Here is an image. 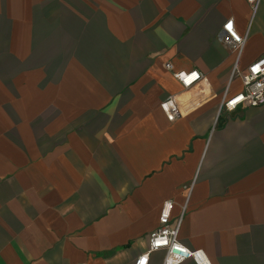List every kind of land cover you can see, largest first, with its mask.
Here are the masks:
<instances>
[{
  "label": "crops",
  "instance_id": "crops-1",
  "mask_svg": "<svg viewBox=\"0 0 264 264\" xmlns=\"http://www.w3.org/2000/svg\"><path fill=\"white\" fill-rule=\"evenodd\" d=\"M229 19L244 70L263 3L0 0V264H135L166 201L187 248L264 264V101L216 121L242 90L217 38ZM166 64L203 80L184 90Z\"/></svg>",
  "mask_w": 264,
  "mask_h": 264
},
{
  "label": "built area",
  "instance_id": "built-area-1",
  "mask_svg": "<svg viewBox=\"0 0 264 264\" xmlns=\"http://www.w3.org/2000/svg\"><path fill=\"white\" fill-rule=\"evenodd\" d=\"M252 7L253 12L264 0H246ZM218 42L225 49L235 54V62L232 68L230 81L238 78L242 90L228 97V88L219 104L217 118L222 113H233L237 110L256 108L264 101V55L253 61L244 70L239 69V59L243 51L247 34L240 36L234 28L233 20L225 21L217 35ZM166 69L171 72L173 79L184 90L194 88L203 76L197 70L173 72L170 64ZM160 111L169 123L174 122L180 116L178 100L169 96L159 104ZM216 123V122H215ZM173 203L166 201L162 204L158 216V226L147 237V249L138 258L135 264H147L149 255L154 252H163L162 264H182L191 261L194 264H212L202 250L190 249L184 246L178 239L181 226V216L173 218Z\"/></svg>",
  "mask_w": 264,
  "mask_h": 264
}]
</instances>
